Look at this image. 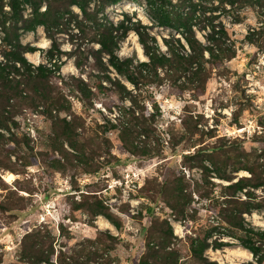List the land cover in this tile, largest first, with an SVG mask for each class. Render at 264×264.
Segmentation results:
<instances>
[{"label":"rangeland","instance_id":"obj_1","mask_svg":"<svg viewBox=\"0 0 264 264\" xmlns=\"http://www.w3.org/2000/svg\"><path fill=\"white\" fill-rule=\"evenodd\" d=\"M195 2L209 9L206 17L214 24L225 27L227 42L236 49L235 58L207 64L210 74L202 90H180L184 78L173 82L160 71L161 85L139 91L121 79L132 97L99 93L92 59L81 68L75 65L70 34L76 30L56 36L60 67H51L50 80L68 111L50 114L42 106H25L9 115L7 128L0 127V264H33L27 252L37 236L53 262L138 264L151 246L164 242L162 232L169 226L173 235L167 250L176 252L179 264H194L193 240L205 241L203 256L209 261L254 262L237 239L240 232L221 216L224 200H243L250 208L242 214L246 226L264 230V0L234 6ZM73 10L81 16L77 7ZM30 12L25 6L23 17ZM104 14L113 22L140 20L164 50L162 38L181 37L157 26L144 0H121L106 6ZM205 23L209 20L201 26ZM198 26L196 35L205 42L210 29ZM21 41L36 48L26 53L30 62L51 66L46 55L52 41L43 27L21 33ZM117 54L147 60L133 30ZM78 79L93 96L81 98L74 91ZM103 85L110 88L107 81ZM130 111L148 124V134L135 146L150 155H133L121 140ZM251 171L258 186L235 193L226 188Z\"/></svg>","mask_w":264,"mask_h":264},{"label":"trees","instance_id":"obj_2","mask_svg":"<svg viewBox=\"0 0 264 264\" xmlns=\"http://www.w3.org/2000/svg\"><path fill=\"white\" fill-rule=\"evenodd\" d=\"M121 0H0V127L7 128L10 121L9 115L28 106L37 108L42 106L52 114V111H68L66 101L61 92L52 85L50 77L51 67L59 69L55 51L60 52L56 36L61 33L70 34L74 44V61L77 68H81L89 58L93 61V69L97 72L96 88L99 93L105 91L116 92L121 98L132 97L131 91L122 82L126 80L136 90H142L147 85H161L164 76L173 82L184 78L180 90L204 89L210 72L207 64L219 66L225 61L236 57L234 45L227 42L228 34L224 26L213 23V18H207L209 9L195 0H144L145 10L157 26L178 32L181 37L170 36L162 38L163 45L150 34L147 26L140 20H121L113 22L105 14L106 6L119 3ZM137 1V0H133ZM241 0H220L234 6ZM94 7H91V5ZM9 9H5V7ZM29 6L31 12L27 18L23 17L24 7ZM77 7L81 16L74 12ZM209 20V24H203ZM200 25V26H198ZM205 30L210 29L205 42L200 40L195 32V27ZM38 27H43L46 36L52 41V48L48 50L46 59L51 65L35 66L26 57V53L34 52L35 47L23 44L21 33L34 32ZM130 30L135 31L138 41L143 48L147 60L135 61L134 58H120L117 54L122 41ZM251 34H255L251 33ZM250 34V35H251ZM250 43L256 44L257 40L247 36ZM94 45H97L95 48ZM90 46V47H89ZM206 53L208 56H206ZM115 74V76H113ZM107 81L110 88L103 85ZM74 91L81 98H88L94 93L91 87L82 79L76 80ZM130 111L129 118L121 129V140L133 155H150L151 151L135 146V140L149 132L145 120L134 117ZM238 169H247L240 166ZM248 170V169H247ZM250 171V170H249ZM254 172L250 177H242L236 183L226 188L232 193L242 191L247 187H256ZM250 197V193L246 192ZM233 195V194H231ZM226 207L221 216L223 222L239 231L237 239L241 245L249 250L254 262L248 264H264V230L248 228L244 223L242 214L250 212L248 203L239 199L224 200ZM100 211V210H98ZM97 211V212H98ZM168 225V224H167ZM163 230V229H162ZM164 233V234H163ZM164 241L158 248L150 247L149 256L143 257L138 264H179L175 251H168V239L172 237L171 227L162 232ZM159 236V235H158ZM204 240H193L191 251L194 264H218L209 261L203 255L207 248ZM33 264H67L65 259L59 258L57 262L51 260V255L45 254L41 247V240L36 237L34 247L28 252Z\"/></svg>","mask_w":264,"mask_h":264},{"label":"bare ground","instance_id":"obj_3","mask_svg":"<svg viewBox=\"0 0 264 264\" xmlns=\"http://www.w3.org/2000/svg\"><path fill=\"white\" fill-rule=\"evenodd\" d=\"M139 50H140V49H139ZM8 178L11 179V178H12V175H9Z\"/></svg>","mask_w":264,"mask_h":264}]
</instances>
